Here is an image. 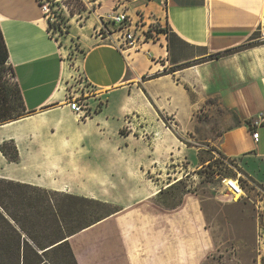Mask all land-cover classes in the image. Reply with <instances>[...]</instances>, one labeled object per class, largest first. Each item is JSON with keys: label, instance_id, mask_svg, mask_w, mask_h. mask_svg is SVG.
I'll return each instance as SVG.
<instances>
[{"label": "crops", "instance_id": "1", "mask_svg": "<svg viewBox=\"0 0 264 264\" xmlns=\"http://www.w3.org/2000/svg\"><path fill=\"white\" fill-rule=\"evenodd\" d=\"M141 1L125 0L119 10L131 17L147 9L139 12L143 20H155L164 32L138 49H119V34L97 38L95 19H89L76 28L80 52L68 62L60 45L67 40L48 33L37 0H0V30L27 112L0 125V144L13 141L19 155L10 163L0 153V179L63 192L54 187L62 179L53 176L59 170L50 162L60 144L42 148L38 164L28 163L34 144L27 137L58 127L82 146L103 151L105 160L94 156L104 162L106 202L121 208L68 238L77 264H207L224 242L192 238L199 226L191 223L185 200L162 222L155 221L149 200L163 182L206 165L207 151L264 185L245 168L250 161L264 162V122L258 142L249 127L264 115V41H257L264 0H149L153 4L131 13V5ZM72 77L84 83L86 90L77 84L79 97L92 112L79 125L60 120L64 111L73 114L66 103ZM143 183L160 189L150 191ZM65 193L98 197L91 191ZM262 257L256 256V264Z\"/></svg>", "mask_w": 264, "mask_h": 264}, {"label": "rangeland", "instance_id": "2", "mask_svg": "<svg viewBox=\"0 0 264 264\" xmlns=\"http://www.w3.org/2000/svg\"><path fill=\"white\" fill-rule=\"evenodd\" d=\"M52 3V7L57 12L58 25L60 26L59 33L57 32L56 39L60 40L62 37L66 38V44L60 40L67 53L65 60L68 62L75 61L76 55H79L80 48L76 42V28H83L87 21L93 22L94 15H88L85 12L79 0H47ZM102 8L98 11L99 14H106L109 12L113 0H100ZM149 5L153 2L144 0L139 3L131 5V13L139 7V5ZM139 12L147 13V9H140ZM131 16L133 20L137 19L134 12ZM140 14V13H139ZM94 25H92V33L94 35ZM112 27V26H110ZM87 35L90 34L87 29L82 30ZM74 64V62H73ZM72 64V65H73ZM72 77L71 85L66 86V96L79 97L81 85L83 90L85 85L79 78ZM81 99V98H80ZM82 100V99H81ZM85 106L86 118H78L68 111H64L60 115V120H65L71 125H79L86 121L92 114L91 108L85 101L82 102ZM100 106V105H99ZM59 122V121H58ZM29 145L34 144V150L29 151L32 159L28 161L32 164H38V159L42 155L41 149L49 148L51 144H60L57 148L56 154L52 157L50 162L55 164L58 172L57 175L62 179L56 188H60L65 192L80 194L83 191H91L97 195L96 200L106 202V171L103 170V161L96 159V154H101L100 158L105 160L103 151H92L88 146L80 144V141L72 140L65 130H60L58 127H51L46 133L31 134L27 137ZM45 145V146H44ZM59 146V145H58ZM47 150L44 152L46 153ZM205 159H211L206 165L200 167L198 170L191 171L190 175L181 178L176 182H163L161 189L155 188V183H143L141 186L148 187V190L160 191L149 200V206L154 207L156 211L153 214L155 221H165L168 211L181 209L184 207V200L186 207L191 211V223L196 224V229H192V238H206L208 240H215L219 245L217 251L215 250L208 256L207 264H256L255 253V236L257 230V213L256 205L264 206V185L253 182L246 177L240 167L231 161L227 162L219 156H214L208 151L204 156ZM37 169V166H35ZM247 171L255 178L264 182V162L250 161L245 167ZM54 169V168H53ZM53 173V172H51ZM240 174V185L244 190L247 198L241 200H233L227 196L222 189L221 180L224 178H235ZM124 185V184H122ZM53 186V185H52ZM140 186V185H139ZM134 184L129 185L128 189L133 190ZM150 190V191H151ZM62 193H65V192ZM107 193L112 194L113 191L107 187ZM68 194V193H67ZM128 201H135L129 199ZM260 202V205L259 203ZM263 202V203H261ZM107 203V202H106ZM111 209L116 208L120 211V207L114 204L107 203ZM201 214V215H199ZM149 216V215H146ZM201 222V223H199ZM260 225H264V211L259 216ZM98 234L101 237H106V221L103 223ZM238 242H241L238 244ZM4 242L0 241V264H3L4 258L7 259L8 254L2 252ZM9 258V257H8ZM11 262L15 260L14 256L10 257ZM264 256L260 260V264ZM11 264V263H10Z\"/></svg>", "mask_w": 264, "mask_h": 264}, {"label": "trees", "instance_id": "3", "mask_svg": "<svg viewBox=\"0 0 264 264\" xmlns=\"http://www.w3.org/2000/svg\"><path fill=\"white\" fill-rule=\"evenodd\" d=\"M8 59L0 30V125L27 114ZM0 153L19 160L13 141L1 143ZM117 212L100 200L0 179V241L9 257L3 264H77L68 238Z\"/></svg>", "mask_w": 264, "mask_h": 264}, {"label": "built area", "instance_id": "4", "mask_svg": "<svg viewBox=\"0 0 264 264\" xmlns=\"http://www.w3.org/2000/svg\"><path fill=\"white\" fill-rule=\"evenodd\" d=\"M41 13L43 14L48 33L55 37L58 36L60 26L58 25L57 12L52 7L53 2L47 0H37ZM88 15L95 16L94 36L102 40H110L114 33H118L116 43L119 49H138L140 43H144L154 34L164 32V29L160 28L159 24L155 20H150L146 23L143 19V15L136 12L137 19L133 20L130 15L126 13L124 9L119 10L125 0H113L109 12L106 14H99L101 9L100 0H79ZM112 26V27H110ZM257 41H264V20L260 23L258 28ZM78 97H67L66 103L70 111L78 118H86V109L84 104ZM264 122V115L259 114L257 119L249 125L252 132V139L254 142H258L259 134L258 127ZM240 174L235 178H224L221 180L222 189L227 196H230L233 200H241L247 198L243 188L240 185ZM264 197V196H263ZM260 205V202H258ZM263 203V202H261ZM264 211V206L256 205L257 213V230L255 236V253L259 258L264 256V225H260L259 216Z\"/></svg>", "mask_w": 264, "mask_h": 264}]
</instances>
